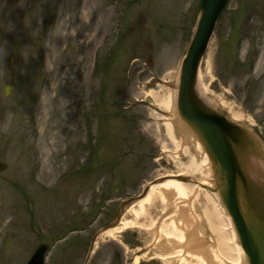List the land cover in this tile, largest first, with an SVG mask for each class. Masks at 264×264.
<instances>
[{"label":"rangeland","instance_id":"374dc122","mask_svg":"<svg viewBox=\"0 0 264 264\" xmlns=\"http://www.w3.org/2000/svg\"><path fill=\"white\" fill-rule=\"evenodd\" d=\"M199 13L200 0H0V264H25L41 243L45 264H171L147 224L94 239L187 161L156 99L176 100ZM198 75L199 97L228 117L238 108L264 149V0H228ZM198 192L202 237L237 263L226 213ZM170 212L159 204L144 220Z\"/></svg>","mask_w":264,"mask_h":264},{"label":"bare ground","instance_id":"6f19581e","mask_svg":"<svg viewBox=\"0 0 264 264\" xmlns=\"http://www.w3.org/2000/svg\"><path fill=\"white\" fill-rule=\"evenodd\" d=\"M200 93L202 96V92ZM200 99L206 105L210 104V99L203 96ZM156 101L157 107L164 109L166 112L170 111L168 116H164L163 126L170 140L175 142L176 146H181L187 161L179 166L176 174L167 175L164 179L160 178L158 181L149 184L145 194L132 200V203L122 211L120 209L121 219L119 222L100 232L95 237V242L104 235L113 234L114 231H122L136 224H147L150 226V231L156 237H159L155 246L159 248L160 252L156 254L164 261L171 260V264H224L216 251H214L212 244L206 243L207 241L202 237L203 227L202 230H199V224L192 214L191 206H194V203L192 205L189 200L193 192L199 191L198 194H205L207 199L214 202L221 215L226 213L227 224L223 225L221 229L225 231L229 227L231 236L234 238L238 254L237 263L235 264H248L246 256L239 245L240 243H238L239 240L232 219L227 214L222 204L220 191L215 186L213 164L204 149V144L197 138L192 126L183 121L180 122L173 109L176 104L175 90L168 92L162 98H157ZM221 105L225 106L226 103L221 102ZM227 113L231 120L235 122L244 123L246 120L248 121L238 108H230ZM175 133L179 134V137H176ZM252 138L251 135L246 137L247 146L241 154L250 180L254 183L250 208H246L247 200L242 197L243 212L246 217H250L252 213L264 208V150L256 145V140ZM177 176L187 177V181L192 180L193 182L183 181ZM255 184H260L261 186H256ZM255 188H258L261 192L259 194L255 193ZM159 204L168 206L171 212L162 218L159 223L155 222L154 218H151L146 223V220H144L145 212ZM206 208H204L205 216L208 215L210 217ZM262 212H259V214ZM128 215L131 217H127ZM209 225L212 224L209 223ZM211 227L214 229V226ZM213 233L217 237L220 236L216 229H214ZM161 241L166 242V245L162 246ZM172 253L174 254L173 257L170 255ZM137 262L138 258L136 257L133 264H137Z\"/></svg>","mask_w":264,"mask_h":264},{"label":"water","instance_id":"95a60500","mask_svg":"<svg viewBox=\"0 0 264 264\" xmlns=\"http://www.w3.org/2000/svg\"><path fill=\"white\" fill-rule=\"evenodd\" d=\"M227 2L228 0H200V13L196 27L180 65L176 115L180 122L183 121L192 126L197 138L204 144V149L213 164L215 186L220 191L222 204L232 219L248 264H264V208L252 213L250 217H246L243 212L242 197L247 200L246 208H250L254 183L250 180L241 155L247 146L246 137L249 135L257 141L254 140L256 145L262 149L263 146L241 123L231 120L225 113L206 105L196 90L201 60ZM13 89V83L5 84L4 95L11 96ZM7 166V162L0 159V172ZM177 177L184 181L188 180L184 176ZM204 187L210 189L207 186ZM147 188L143 190V194ZM260 192L261 190L255 188V193ZM129 202L130 200L121 203V211L128 206ZM121 211L119 210L116 220L110 226L119 222ZM261 211L263 212L259 214ZM47 250L46 243L39 244L25 264H44Z\"/></svg>","mask_w":264,"mask_h":264},{"label":"clouds","instance_id":"9594fccd","mask_svg":"<svg viewBox=\"0 0 264 264\" xmlns=\"http://www.w3.org/2000/svg\"><path fill=\"white\" fill-rule=\"evenodd\" d=\"M49 68H51V66L49 65Z\"/></svg>","mask_w":264,"mask_h":264}]
</instances>
